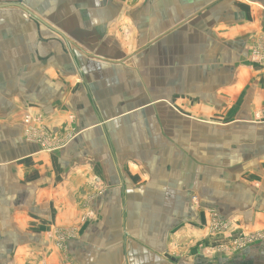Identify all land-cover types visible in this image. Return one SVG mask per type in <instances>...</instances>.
<instances>
[{
	"label": "crops",
	"instance_id": "crops-1",
	"mask_svg": "<svg viewBox=\"0 0 264 264\" xmlns=\"http://www.w3.org/2000/svg\"><path fill=\"white\" fill-rule=\"evenodd\" d=\"M0 2V264H264V0Z\"/></svg>",
	"mask_w": 264,
	"mask_h": 264
},
{
	"label": "rangeland",
	"instance_id": "rangeland-1",
	"mask_svg": "<svg viewBox=\"0 0 264 264\" xmlns=\"http://www.w3.org/2000/svg\"><path fill=\"white\" fill-rule=\"evenodd\" d=\"M1 3V2H0ZM29 129L30 127L27 126L26 128V132L28 131L29 132ZM31 139H33V137H31ZM52 146H55V152L59 151L57 149V143L52 141ZM75 229L76 228H69V234H72L75 232ZM264 231H260V232H254V233H251V234H248L247 236H245L244 238L243 237H238V238H235L233 240V243H231V246L234 245V247L238 246V247H242L241 245H245L246 242H252V241H261V240H264Z\"/></svg>",
	"mask_w": 264,
	"mask_h": 264
},
{
	"label": "water",
	"instance_id": "water-1",
	"mask_svg": "<svg viewBox=\"0 0 264 264\" xmlns=\"http://www.w3.org/2000/svg\"><path fill=\"white\" fill-rule=\"evenodd\" d=\"M3 8V7H18V8H20L21 10H23L25 13H27L29 16H31L32 18H34L35 20H37V21H39V22H41V23H43V24H45L42 20H40L38 17H36L34 14H32L30 11H28L26 8H24L23 6H21V5H17V4H10V5H5V6H0V8Z\"/></svg>",
	"mask_w": 264,
	"mask_h": 264
},
{
	"label": "built area",
	"instance_id": "built-area-1",
	"mask_svg": "<svg viewBox=\"0 0 264 264\" xmlns=\"http://www.w3.org/2000/svg\"><path fill=\"white\" fill-rule=\"evenodd\" d=\"M258 52V51H257ZM256 52V53H257ZM256 53H253V57H252V59L254 60V61H257V58L259 59L258 61H261L262 60V56H260V54H256ZM27 135H30V133L29 132H27ZM264 234V233H263Z\"/></svg>",
	"mask_w": 264,
	"mask_h": 264
}]
</instances>
